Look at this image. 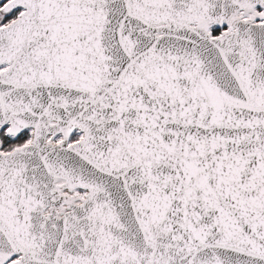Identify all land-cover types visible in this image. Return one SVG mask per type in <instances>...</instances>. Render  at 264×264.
Returning <instances> with one entry per match:
<instances>
[{"label":"snow or ice","instance_id":"snow-or-ice-1","mask_svg":"<svg viewBox=\"0 0 264 264\" xmlns=\"http://www.w3.org/2000/svg\"><path fill=\"white\" fill-rule=\"evenodd\" d=\"M0 264H264V0H0Z\"/></svg>","mask_w":264,"mask_h":264}]
</instances>
